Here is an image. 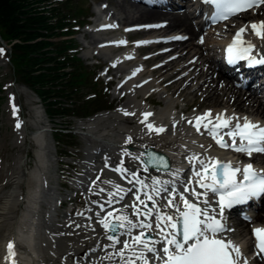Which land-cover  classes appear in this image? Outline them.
<instances>
[{
    "label": "bare ground",
    "instance_id": "6f19581e",
    "mask_svg": "<svg viewBox=\"0 0 264 264\" xmlns=\"http://www.w3.org/2000/svg\"><path fill=\"white\" fill-rule=\"evenodd\" d=\"M105 1L114 8L113 19L117 18L118 25L129 28L133 25L141 26L133 33L134 36L144 37L157 34V37L151 36L152 39L147 44L142 45L144 46L142 49H137L139 57L135 60L137 64L134 65L138 68V74H147L150 80L138 85V88L133 86L130 89V83H134L135 77L131 80L125 79V82L129 81L127 87L118 86L117 90L120 94L114 95L117 99L127 98L120 113L116 114L113 119L110 117L96 119L88 126V132L84 133L87 140L85 173L81 181L71 184L72 188L83 192L86 199V211L81 212L83 215H79V212L72 214L73 209L64 212L61 215L60 223L55 222L57 217L54 208L55 202H64L72 197L70 195L66 198L62 195L58 196L57 191L48 184L49 177L43 174L41 166L38 167L35 176L40 184L36 185L28 195H24L23 178L27 177V173L23 167L27 163L19 161L18 154L24 146V141L42 145L41 132L37 129H35L36 131L29 130L36 124H28L27 122L20 123L21 126L17 129L16 124L20 117L18 108H12L10 104L6 105L9 109L8 122L11 132L9 133V145L4 142L0 143V152L4 149L5 153L4 159L0 161V264H3L4 253L10 242L14 244V249L17 250V252L15 251L17 254L15 264H45L44 257L52 261L53 264H121V258L114 253L122 245H117L115 249L108 247L111 241L106 239L104 229L96 222V219L97 213H100L98 205L103 204L105 206V213H100L104 215L107 211L122 209L125 204H131L135 199V189L139 185L128 183L126 179H121L117 172L111 170L119 166L121 159L124 160V167L130 170L136 171L140 168L138 161L132 160L130 155L125 156L123 153L138 155L145 149L143 146L149 147L156 155L164 157L169 162L171 172L180 170V180L174 182L182 190L181 181L187 182L190 179H195L193 168L194 166L198 167L196 161L193 160L190 163L188 157L194 154L204 158L209 156L223 157L222 152L212 148L206 139V133L198 134L195 128L189 125L188 119L194 121L196 116H200L209 110H211L213 117L218 113H225L230 117L249 115L255 117L257 121L264 118L263 101L259 96V90L253 87L255 82L253 78L250 76L243 86L237 87L236 83L239 81L236 80L234 71L232 70V75L223 76L218 69L219 63L209 54V51L215 48V45L224 36L214 34V32L207 33L205 34L206 41L202 47L193 44L195 39L200 36L197 33L198 30L205 23H194L191 19L192 15H199V9L196 12L185 9L182 10V13H176L172 12L177 8L176 5L173 3L161 4V0H154L155 5L152 7L144 5V3L141 5L139 2L142 0ZM257 14H259L258 11ZM246 17L247 14L237 17L235 28L242 27L241 24L247 20ZM204 20L208 21L207 19ZM159 21L164 22V24L157 23ZM108 24L109 22H106L101 26L107 29L109 28ZM178 34L186 36V39L167 38V36ZM159 35L165 36L161 38L158 37ZM250 44L257 46V52L264 55V40L250 42ZM189 50L193 52L190 57H188ZM128 55H133V52L126 53V56ZM121 57V53L114 55L116 60H120ZM105 72L111 75L113 79H119L123 69L119 64L109 66L107 63ZM148 85L161 88L167 97L162 98L160 95V100L155 101L151 92L147 93L142 90ZM139 96H141L140 100H138ZM131 97L140 104L146 103L157 106L158 109L153 111L144 107L140 110L141 107L139 106L131 108L129 106ZM197 97L200 98L198 106L201 109L187 112L191 106V100ZM178 104L180 105L178 112H168L170 108L176 110ZM203 104L212 105L202 107ZM14 108L16 109L15 113ZM125 112L135 113V115L126 116L124 115ZM146 112L153 113L148 122L153 123L157 120L160 124L154 126L165 127L166 131L163 134L148 133L145 125L140 123L143 117H137L136 114ZM181 117L185 119H181ZM173 122H176V128L171 127ZM102 123L104 130L110 129L119 139H107L105 138L107 134L96 135L95 132ZM121 124H124L125 127H121ZM128 137L132 138V143H127L125 146L121 145L120 140H127ZM96 142L100 145L95 146ZM200 145H204V147L202 148ZM122 146L125 148L124 151ZM90 148H93L92 152ZM43 150H46V146ZM106 158L109 161L108 167H105ZM232 160H234L233 157ZM253 161L264 165V154L256 155ZM47 166L50 165H46V168ZM169 170L157 171L150 168L147 173L140 170V175L144 176L141 178L148 183H150L151 177L172 180L173 177L168 174ZM108 180L120 184L125 190L131 189L123 201L114 203L111 207L105 204L108 199L107 192L113 191L110 185L104 183ZM94 182L95 187L93 186ZM191 186L196 187L195 184ZM7 188L8 191L5 193ZM101 188H104L105 192H100ZM197 190L203 191L199 188ZM185 195L188 194L185 193ZM164 196L165 200L161 203H166L167 193H164ZM45 205H47V209L41 210L42 206ZM88 209L91 211H87ZM259 209H261L260 212H255L253 221L250 223L264 227V201ZM125 211L130 214L132 210L129 208ZM164 211L173 214L171 209H164ZM227 213L228 211L225 215ZM229 215L230 213H228L226 224L231 231L225 232L223 236L239 246L243 254L241 260V264H243V260H247L244 253L251 252L253 249V229L255 226L252 229L250 223L244 221L242 217ZM133 219L135 218L133 217ZM34 223L36 224L33 226ZM26 225L33 226L31 231L34 229L38 234L35 238L33 237L36 234L31 231H23ZM148 235L159 239L155 233H148ZM37 239L38 243L36 242ZM121 239H127V236L121 237ZM87 244L86 256L79 259L82 254V247ZM109 254H112L111 259L108 258ZM73 257L76 260H73ZM77 258L79 262H77ZM254 262L264 264L258 256L255 257Z\"/></svg>",
    "mask_w": 264,
    "mask_h": 264
},
{
    "label": "snow or ice",
    "instance_id": "6c2138e0",
    "mask_svg": "<svg viewBox=\"0 0 264 264\" xmlns=\"http://www.w3.org/2000/svg\"><path fill=\"white\" fill-rule=\"evenodd\" d=\"M202 2L214 6L215 12L211 17L214 21L229 19L240 12L264 4V0H202ZM251 30L257 38L264 40V21L253 23ZM245 32L246 28L242 27L235 33L232 43L226 49L227 62L235 65L241 60H246L248 67L264 65V55H251L254 49L243 39ZM173 39L180 40L186 37L176 36ZM3 51L0 49V54ZM15 111L14 108V113ZM124 115L135 113L125 112ZM142 115L140 123L145 125L148 133L159 135L165 131L163 127H156L148 122L153 113L146 112ZM194 121L188 119L187 122L198 134L209 135L221 149H231L248 157L254 153L264 154V127L253 123L247 117H244L241 123L239 117H230L225 113H218L213 117L209 110L196 116ZM20 126L17 122L16 128L19 129ZM126 143H132V138L128 137ZM143 147L147 149V146ZM200 147L203 148L204 145ZM123 155H130L132 160L138 161L140 168L136 171L130 170L124 167V160L121 159L119 166L111 170L117 172L121 179H126L128 183L139 185L135 189V199L131 204H125L122 209L107 211L104 215L100 213H105V206L98 205L100 213H97L96 219L104 229L106 239L111 241L108 247L115 249L117 245H122L114 253L121 258V264H241L243 254L239 246L223 236V233L231 231L227 227L225 213L235 206L264 196V171H256L251 163L239 166V161L233 165L232 161L225 162L217 157L204 158L194 154L188 159L190 163L195 160L198 165L193 168L195 179L181 181L183 187L180 190L174 182L180 180V170L171 172L169 162L164 157L150 151L138 155L124 152ZM108 164L106 158L105 167H108ZM150 168L157 171L169 170L168 174L173 179L151 177L148 183L141 178L140 170L147 173ZM104 183L113 189L107 192L108 199L105 204L109 207L123 201L128 191H131L125 190L111 180ZM193 184L196 187H192ZM93 186L95 187V182ZM197 188L203 191H198ZM100 192H105V189L101 188ZM164 193H167L168 198L166 203H161L165 200ZM213 197L215 207L212 206ZM129 208L132 210L130 214L125 211ZM164 209L173 210V214ZM148 233H155L159 239ZM253 235L256 239V248L260 253H264V227L254 228ZM124 236H127V239H121ZM7 250L9 257L14 258L16 253L13 243L7 245ZM111 256L112 254H109L108 258L111 259ZM243 264H248L246 259L243 260Z\"/></svg>",
    "mask_w": 264,
    "mask_h": 264
},
{
    "label": "rangeland",
    "instance_id": "374dc122",
    "mask_svg": "<svg viewBox=\"0 0 264 264\" xmlns=\"http://www.w3.org/2000/svg\"><path fill=\"white\" fill-rule=\"evenodd\" d=\"M75 4L85 9L86 14L90 15V18L87 20L86 23L88 25L82 27V28H76V32L72 37L74 39V43L77 46V50L79 53V58L81 61L89 68V70H99L98 78L97 79V87L98 90L105 89L106 87L111 88L110 91H107V101H113L115 103V106L118 108H121L125 102L127 101V98L121 99L118 102L114 98V93L117 92L118 86H124L125 84L119 82L117 79H113L111 75H105V68L107 67V63L109 66L117 65L119 64L120 67L123 69V73L121 74V77L125 75L126 70L128 69V66L130 63L126 62H118L114 64L111 63V58L117 53L120 52L122 49H125V47H121L117 44L112 42L113 39H117L119 37H122L123 40H125V37L129 36L125 31L129 29V27H122L118 25L117 16H115V20L113 19V13L114 8L109 5L105 0H73ZM198 5L193 6L192 8H189V11L196 10ZM172 12L176 13H182L181 9H175ZM259 14L256 15L254 18L258 21H264V4L263 6L258 10ZM201 13H203V10H201ZM88 16V15H87ZM199 15H192L191 19L194 23H200L203 18L199 17ZM253 18V17H252ZM107 21H110L114 27L117 29L115 30H103L105 27H101V25ZM158 23H164L159 21ZM85 24V23H84ZM236 24V21L229 23L228 25H234ZM131 27V26H130ZM215 28H219L223 32H219V30H214ZM226 28V25H219V26H213L210 23H205L201 29L198 30V36L193 44H198L199 46H203L206 37L205 34L214 32V34L219 33L225 36V32L227 30H224ZM227 28H234L229 27ZM152 35V34H151ZM182 35V34H180ZM150 37V38H149ZM63 39V38H61ZM66 39V38H65ZM152 39L150 35L144 36V37H133V40L131 41L130 50L133 53H136L137 46L141 45L143 41ZM195 47V46H194ZM0 48L3 49L0 45ZM6 49H8V46H6ZM8 51V50H7ZM10 51V50H9ZM191 52V53H190ZM192 51L189 50L188 57L192 55ZM210 54V53H209ZM207 52V55H209ZM8 56L9 53H5L3 51L2 54H0V143L4 142L5 144L10 143L9 140V133L10 131V124L8 122L9 117V109L6 107L7 104H10L11 107L18 108V112L20 114L19 122L24 123L27 122L28 124H36L35 127H30L29 130L36 131L35 128L40 132L41 129L44 131L41 132V139L42 142L46 145V159L43 158V160H46V164L50 165L47 166L46 169H42L43 174H46V176L49 177L48 184L52 186L58 193V196L62 195L63 197H67L70 195L72 197V200H65L64 205L62 206V211H70V209H74L73 213L86 211V199L85 196L81 193L77 195V198L75 196L76 191L73 189H69L65 186H61L62 183L71 185L73 181L68 178V176H75L79 178H75L76 182L81 181L82 176L85 173V167L87 165L86 163V143L87 140L85 139L84 133L88 132V126L93 123L96 119H100L103 117H110L113 119L115 117V114L117 113V109H114L113 112L110 113H99L94 115L88 120H77L73 118H61V117H49L46 116V112L44 110V107L39 100V98L35 95V93L29 89L27 86H25L22 83H14L13 82V75L11 70V65L8 62ZM148 75H142L141 77H138L135 81L139 79H143V77H147ZM97 77V76H96ZM149 77V76H148ZM150 78V77H149ZM116 82H114V81ZM109 81V82H108ZM145 92H152L153 99L155 101H159L160 98H165L167 95L165 92L157 87V86H148L142 89ZM102 95V93H101ZM161 95V97H160ZM103 96V95H102ZM141 96L138 97V100H140ZM14 101H16V104H14ZM200 102V98L197 97L194 100L192 99L190 104L191 106L187 110V112H193L198 111L201 109L200 106H198ZM129 103L132 107L139 106L141 107L140 110L144 109V107H147L148 110L157 111L158 107L153 106L149 107L145 104H140L138 101L134 100L133 97L130 98ZM212 105V104H203L202 107ZM179 104L177 106L176 110H172L171 108L168 110L170 113H175L179 111ZM140 115V114H139ZM39 117V118H38ZM36 121H39L38 123ZM111 121V120H109ZM121 127H125L124 124L120 125ZM103 123L99 126L97 129L96 135L100 134H107L105 138L117 140L118 137L115 136L110 129L104 130ZM65 128L68 129V132H70V137L68 138V143L70 144L69 148H63L59 147L55 144V141L52 136V131L54 129H61L64 130ZM60 139H64L61 138ZM35 142L33 144L24 141V146L22 147L21 152L19 155V161L22 163L25 162L27 165H25L24 171L27 173V177L23 178V187H24V193H30V190L34 189L35 183L32 180V173L35 171V166L37 162V153H36V146ZM95 146H99V143H95ZM15 152V151H14ZM57 153L59 154H66L68 155L67 158H59ZM4 149L0 152V161L4 159ZM29 164V166H28ZM45 164V165H46ZM49 171H48V170ZM48 172V173H45ZM142 178L144 176H141ZM101 185V182H100ZM8 188L5 190V193H7ZM130 198V197H129ZM58 204V202H57ZM60 204V201H59ZM82 208V210H80ZM62 211H59V216L55 218V222L60 223L61 221V215ZM88 250V244L86 246L82 247V254L79 259L84 258L87 254ZM79 257V256H78ZM72 258V256H70ZM79 259L77 258V262H79ZM73 260L74 259L73 257ZM44 263L45 264H53L52 261H49L47 258L44 257Z\"/></svg>",
    "mask_w": 264,
    "mask_h": 264
},
{
    "label": "trees",
    "instance_id": "16d2710c",
    "mask_svg": "<svg viewBox=\"0 0 264 264\" xmlns=\"http://www.w3.org/2000/svg\"><path fill=\"white\" fill-rule=\"evenodd\" d=\"M86 19L73 0H0V36L10 46L13 79L35 93L49 117L84 118L108 106L95 71L69 38ZM54 136L60 145L69 138L58 130Z\"/></svg>",
    "mask_w": 264,
    "mask_h": 264
},
{
    "label": "water",
    "instance_id": "95a60500",
    "mask_svg": "<svg viewBox=\"0 0 264 264\" xmlns=\"http://www.w3.org/2000/svg\"><path fill=\"white\" fill-rule=\"evenodd\" d=\"M144 152H146V151H144Z\"/></svg>",
    "mask_w": 264,
    "mask_h": 264
}]
</instances>
